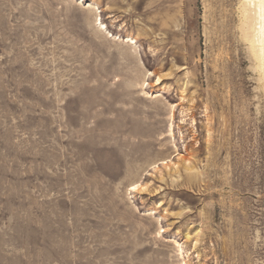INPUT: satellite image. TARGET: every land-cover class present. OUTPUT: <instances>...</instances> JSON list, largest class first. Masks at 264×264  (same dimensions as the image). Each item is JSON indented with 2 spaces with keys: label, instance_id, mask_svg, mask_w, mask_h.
<instances>
[{
  "label": "rangeland",
  "instance_id": "obj_1",
  "mask_svg": "<svg viewBox=\"0 0 264 264\" xmlns=\"http://www.w3.org/2000/svg\"><path fill=\"white\" fill-rule=\"evenodd\" d=\"M252 21L245 0H0V264H264Z\"/></svg>",
  "mask_w": 264,
  "mask_h": 264
},
{
  "label": "bare ground",
  "instance_id": "obj_2",
  "mask_svg": "<svg viewBox=\"0 0 264 264\" xmlns=\"http://www.w3.org/2000/svg\"><path fill=\"white\" fill-rule=\"evenodd\" d=\"M245 4L246 14L253 19L250 39L256 48L255 59L264 82V0H245Z\"/></svg>",
  "mask_w": 264,
  "mask_h": 264
}]
</instances>
